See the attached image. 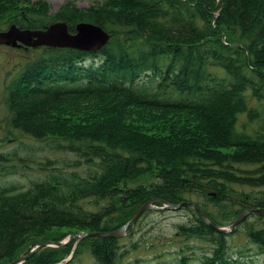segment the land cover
I'll return each instance as SVG.
<instances>
[{
  "label": "trees",
  "instance_id": "trees-1",
  "mask_svg": "<svg viewBox=\"0 0 264 264\" xmlns=\"http://www.w3.org/2000/svg\"><path fill=\"white\" fill-rule=\"evenodd\" d=\"M0 4V27L34 29L63 20L74 32L85 20L111 33L95 51L22 48L32 59L11 69L17 71L4 87L6 136L17 130L58 138L65 141L58 146L78 155L76 165L94 168L84 175L74 169L45 172L23 189L0 186V262L44 240L33 225L111 231L150 199L189 200L215 225L226 224L220 218L226 208L228 223L246 208H264V120L251 133L237 129L239 114L255 121L256 104H264V0H107L91 12L72 6L56 15L47 7ZM167 114L181 123L170 135L130 125L133 117ZM68 115L82 117L72 133L65 130ZM11 156L0 150V163ZM99 202V208L88 206ZM122 202L131 208L117 219ZM181 209L188 221L177 225L184 241L172 264H253L242 249L230 252L229 234L213 230L193 209ZM148 211L121 237L88 236L80 244L87 243L97 264H124L137 245L122 249L120 242L131 240ZM247 219L254 221L246 241L260 249L264 264V216L252 214L241 223ZM73 231L79 229L67 233ZM193 245H200L199 254ZM71 249L47 247L24 264H56Z\"/></svg>",
  "mask_w": 264,
  "mask_h": 264
},
{
  "label": "rangeland",
  "instance_id": "rangeland-1",
  "mask_svg": "<svg viewBox=\"0 0 264 264\" xmlns=\"http://www.w3.org/2000/svg\"><path fill=\"white\" fill-rule=\"evenodd\" d=\"M107 0H0V3L3 2H13L16 5L32 9H45L47 7L46 13L49 15L60 13L64 8L75 7L82 12H91L96 8H103ZM1 5V4H0ZM44 6V8H42ZM63 20H52L50 23ZM85 21V20H83ZM65 22V21H64ZM81 22V21H79ZM86 22V21H85ZM88 22V21H87ZM66 23V22H65ZM78 23V22H77ZM67 24V23H66ZM46 25V26H47ZM76 25V24H75ZM8 26H1L0 29L6 30ZM45 26V27H46ZM44 28V27H42ZM69 30V29H68ZM106 31V30H105ZM70 32V31H69ZM72 33V32H71ZM109 33V32H108ZM111 34V33H110ZM32 54H27L22 48H14L7 45L0 44V150L6 153L12 154L10 160H6L5 163H0V186H10L14 185L19 189L26 188L32 181L37 177H43L45 172L53 170H77L81 175L86 173V170L94 168V166H89L87 164L76 165L78 155L67 151L61 146L65 144V141H62L54 137H45V138H36L28 134H24L17 130H14L15 133L12 136L8 134L9 124V111L5 103V82L9 80L10 73L11 75L15 74L16 71L12 72V68L21 61V59H26L27 61L32 59L30 58ZM37 56V55H36ZM19 60V61H18ZM25 60V61H26ZM250 103H254L250 99ZM257 109L260 112L258 119L250 120L247 118L246 114L241 113L237 117V129L241 132H252L254 129H259L258 126H262L263 123L260 122L261 119L264 120V104L257 103ZM86 113L88 115H94V111H90L87 108ZM69 122L66 123V131L72 133L75 129L77 122H80L81 115H68ZM178 117L174 114H167L164 117L147 118L140 119L133 117L130 120V125L135 127L138 130H142L145 133L153 135H170L171 129L175 126L180 125L181 123L174 122ZM183 118H180V120ZM59 123H52V125H57ZM50 125V124H49ZM7 133V134H6ZM61 147V148H60ZM229 150H235V148H229ZM148 177V176H147ZM147 177H144L147 182ZM150 181V179H149ZM148 181V182H149ZM137 182H144L143 180H138ZM256 192V191H255ZM193 199L200 200L198 195H193ZM189 201V200H184ZM190 202V201H189ZM210 203V202H209ZM208 203V204H209ZM157 206L161 205L159 202L156 203ZM91 208H99L100 202L98 204L88 205ZM121 213L116 215L117 219L126 214V211L131 208L129 202H122ZM182 207V206H181ZM173 209V210H149L141 219L137 222L135 232L133 233L131 240L129 238H124L121 240L120 244L122 249H130L129 245L131 242L135 243L137 247L135 250H130L124 257V264H172V260L177 255H174V252H177L179 246L184 241V237L177 233V225L188 221L187 212L184 209ZM211 208V206H210ZM217 210V209H216ZM222 218L221 222H226V224H220V226L228 227L234 219L231 221V217H227V208L221 212ZM228 214V213H227ZM245 220V219H244ZM253 219H247L243 224L237 225L236 231L234 229L227 234V240L229 242V250L232 254L239 250H243L244 257L251 258L253 264H262L263 257H261L260 249H257L250 242L246 241L247 239V230L251 226ZM127 222V221H126ZM41 225V224H40ZM217 225V224H216ZM33 231L41 233V237H44V240L40 241H63L66 240L70 233H67L68 230L86 231L88 227L74 225L70 227H58L54 225H33L29 227ZM78 232V231H73ZM88 232V231H87ZM234 232V233H233ZM60 239H52L55 236L63 235ZM44 235V236H43ZM81 238L76 242V237L70 239L67 243L61 246H44L38 249L42 250L47 247H71L73 250L74 246L78 247L75 258L69 264H97L91 256L89 247L87 243L80 244ZM39 243V242H38ZM37 244V243H36ZM34 245H29L25 250H19L21 257L29 252V250L34 247ZM198 246L193 245L194 250L199 254L201 251L198 250ZM192 248V250H193ZM202 249V248H201ZM191 250V251H192ZM27 251V252H26ZM70 251V253H71ZM75 251V250H74ZM172 251V253H169ZM191 251H187L190 253ZM168 252V254H167ZM258 252V253H257ZM35 253V252H34ZM33 253V254H34ZM69 253V254H70ZM68 254V255H69ZM164 254V256H163ZM67 255V256H68ZM159 257L155 258L156 256ZM31 256V255H30ZM66 256V257H67ZM5 263L6 260H1V264H9L14 259ZM65 257V258H66ZM64 258V259H65ZM63 259V260H64ZM250 259V260H251ZM63 260L57 262V264L64 263ZM25 262V261H24ZM23 262V264H24ZM67 262V261H66ZM188 264H195L190 262Z\"/></svg>",
  "mask_w": 264,
  "mask_h": 264
},
{
  "label": "water",
  "instance_id": "water-1",
  "mask_svg": "<svg viewBox=\"0 0 264 264\" xmlns=\"http://www.w3.org/2000/svg\"><path fill=\"white\" fill-rule=\"evenodd\" d=\"M111 38V34L105 31L100 25L81 21L76 23L75 31L69 32L67 24L64 21H56L50 23L44 28L38 29H21L15 24H11L6 30H0V44L20 47V46H46L52 48H75L84 51H95L102 48ZM161 205L157 206L156 203ZM181 206H187L193 209L198 216L208 224L213 230L221 233H228L232 231L241 221L252 214H259L264 216V208H246L244 209L228 226H220L211 223L208 217L198 209L191 201H182L180 203H168L160 199H150L139 206L133 216L121 225L119 228L111 231H78L72 232L68 235L66 240L63 241H43L37 243L32 247L29 252L21 257L11 261L9 264H23V262L34 252L44 246H61L67 243L70 239L76 237V242L81 238L88 236L98 237H121L125 234L127 228L135 224L141 214L147 210H173ZM75 247L70 255L65 259L66 261L71 258L74 253Z\"/></svg>",
  "mask_w": 264,
  "mask_h": 264
},
{
  "label": "bare ground",
  "instance_id": "bare-ground-1",
  "mask_svg": "<svg viewBox=\"0 0 264 264\" xmlns=\"http://www.w3.org/2000/svg\"><path fill=\"white\" fill-rule=\"evenodd\" d=\"M105 45H106V44H105ZM245 218H247V217H245ZM245 218H244V219H245ZM244 219H243V220H244ZM243 220H242V221H243ZM242 221H241V222H242Z\"/></svg>",
  "mask_w": 264,
  "mask_h": 264
}]
</instances>
